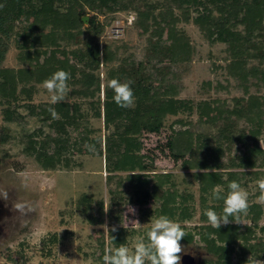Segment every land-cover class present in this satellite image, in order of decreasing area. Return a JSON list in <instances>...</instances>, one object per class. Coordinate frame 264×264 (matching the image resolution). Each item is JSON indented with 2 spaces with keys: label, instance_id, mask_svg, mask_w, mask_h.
Segmentation results:
<instances>
[{
  "label": "trees",
  "instance_id": "trees-1",
  "mask_svg": "<svg viewBox=\"0 0 264 264\" xmlns=\"http://www.w3.org/2000/svg\"><path fill=\"white\" fill-rule=\"evenodd\" d=\"M138 1L141 0H0L2 5L0 35L7 39L13 34V24L17 20H21L23 16L34 19L21 33H17L20 41L18 44L20 54L17 60L27 67L0 69V98L9 104L17 101V94L22 93L27 99L24 107L28 115L48 127V134L41 140L37 139L43 135L41 128L25 137L24 151L34 158L41 170L55 171L60 167L66 169L77 167L80 164L75 162L74 157L89 152L85 145H94L95 152L91 153L104 159L105 171L109 175L107 181L112 180L113 173H129L125 179L130 183L139 208L142 209L150 201H155L159 203V208L156 209L158 217L166 215L172 220L180 221L191 219L188 209L182 206L189 197L179 195L177 189L168 184L171 178L169 174L150 176L145 162L146 156L141 155L143 149L141 137L143 134L159 133L165 119L179 113L195 112L198 116L197 122L200 124L214 123L218 119L225 121V136L221 132L223 135L219 138L225 141L222 139L221 142L216 137L214 142L217 143L214 148L209 146V141L213 138L195 135L185 129L175 132L169 141L171 154L181 161L183 168L198 171L193 176L199 185L200 203L203 207L206 206L209 196L212 202L209 209L217 212V209H222L223 201L214 199L212 190L216 187H224L227 190L228 183L238 181L241 175L229 171L227 178H224L221 170H225L216 155V152L226 150L228 143L231 142L228 132H231L230 129L235 123L231 111H227V115L223 116L221 111L224 105H220L218 101L210 103L202 100L192 104L178 99L176 97L179 90L174 83H166L164 72L159 79L162 85L154 87L147 83L145 76L140 75L143 63L138 62L135 65L126 59L123 65L108 73L107 82L111 79H118L121 82L132 81L134 106L128 108L118 106L113 100L114 92L103 87V102L100 104V100H97L92 109L95 111V118L103 119L104 129L108 133L104 135L103 144L101 138H91L92 130L81 129L87 117L82 111L81 104L72 103L70 100L73 98L87 100L98 96L101 82L95 73L101 64L113 65L116 62V54L107 46L100 51L97 38L102 27L97 24L95 18L89 19L86 29L82 28L81 19L86 9L103 14L106 11L115 13L124 9L126 5L133 6L136 23L140 28L139 35L146 37L148 63L160 72L162 71L160 66L164 62L170 65H183L191 61L193 50L189 40L186 37L177 38L176 35L174 10H181L184 20L191 21L209 43L212 45L221 43L226 46L228 53L226 74L237 82V87L247 96L245 104L233 108L232 111L240 120L256 126L251 137L258 139L260 128L264 124L262 120L264 101L250 94V88L264 86V69H261V64L264 63V0H208V2L163 0L162 4L145 3L143 9L135 8ZM221 2L224 3L225 9L216 18L208 4ZM190 9L194 10V17L189 16ZM47 27H50V31L45 32ZM238 27L242 29L238 30ZM165 29L169 30L166 37ZM82 36L84 39L80 40ZM61 41L71 45L83 43L84 48L78 47L67 51L61 47ZM2 56L3 53L0 52V60ZM250 60H257L260 65H251L248 68ZM124 64H127V67ZM57 70H64L70 74L67 82L70 88L67 99L54 105L50 102L32 104L34 86L42 85V82ZM207 85L210 86V83ZM50 107L57 112V119L52 118L48 111ZM3 119L5 122H19L24 118L6 108L3 110ZM111 127L113 131L109 132ZM238 151L242 154L237 160L231 161L232 166L248 169L249 172L246 174L255 178L264 176V172H251L253 169L264 167V147L255 144L244 146ZM166 185L170 187L165 188ZM252 207V222L256 225L260 217V208L258 205ZM255 209L259 211L256 212ZM98 212L97 216L88 218L93 225L102 223V202L99 203ZM203 220L207 221L206 216H203ZM234 229L235 226L232 224L222 225L219 230L211 226L202 227V241L209 252L218 255L222 260L220 264H231L232 248L228 249L231 243L227 239L235 232ZM261 230H264V227ZM251 235L252 232L248 229L242 238L244 242L242 257L257 250V244L249 243ZM108 239L111 246L119 247L125 244L124 231L118 228L113 232L110 229ZM222 244L228 246L225 248Z\"/></svg>",
  "mask_w": 264,
  "mask_h": 264
},
{
  "label": "rangeland",
  "instance_id": "rangeland-1",
  "mask_svg": "<svg viewBox=\"0 0 264 264\" xmlns=\"http://www.w3.org/2000/svg\"><path fill=\"white\" fill-rule=\"evenodd\" d=\"M201 1L208 2V0ZM145 3L162 4L164 2L163 0H141L136 3L135 8L143 9ZM208 5L216 18L225 9L223 2ZM188 14L190 17L195 16L193 9H190ZM174 16L177 38L186 37L192 47L191 61L183 65H170L164 62L160 66L162 71L157 72L153 69V65L148 63L145 50L146 37L139 35L140 28L136 23L133 6L126 5L124 9L115 13L106 11L103 14L86 9L82 18L86 17L87 21L83 22L81 19L82 28L86 29L89 19L95 18L97 24L102 27L97 38L99 49L102 51V48L107 46L111 52L116 54V62L107 66L101 64L96 71L95 74L101 82V91L98 96L87 100L73 98L70 102L81 104L82 111L87 116L81 129L92 130L91 138H101V144H103L104 135L108 131L104 129L103 119L94 117L95 111L92 106H95L97 100H100V104L103 102L102 86L108 80V73L123 65L124 60L127 59L135 65L138 62L143 63L140 75L145 76L147 83L154 87L162 85L159 79L164 72L166 83H174L179 90L176 97L178 99L192 104H197L202 100L210 103L218 101L220 105L223 104L222 115L226 116L227 111H231V117L235 119V123L230 129L231 132H228L231 138V142L227 145L228 148L223 152H216L225 170L221 172L224 178H227L229 171L241 174L238 182L249 192V209L246 215L241 216L244 224L230 223L235 226V232L227 239L231 243L228 249L232 248L230 262L231 264H247L250 257L264 261V230H261L264 227V204L256 201L259 193L255 184L256 180L264 176L260 175L255 178L246 174L249 172L248 169L231 165V161L237 160L242 154L238 150L243 149L244 146L258 144V147H264V124L260 128L261 133L258 139H253L251 133L256 126L248 124L243 119L240 120L232 111L233 108L245 104L247 96L237 87V82L226 74L228 54L226 46L221 43L213 45L209 43L191 21L184 20L181 10H174ZM32 21H34L33 18L23 16L21 20L13 24L14 31L9 39L0 35V52L3 53L0 69L27 67L17 60L20 54L18 49L20 41L17 33H21ZM241 29L238 27V30ZM47 31H50V27L45 29V32ZM168 34L169 30L165 29L164 37ZM83 39L84 36L80 37V40ZM60 45L67 51L78 47L84 48L83 43L71 45L61 41ZM124 65L127 67V64ZM251 65L260 64L257 60H250L247 67ZM261 69H264V63L261 64ZM251 81L254 82V80ZM208 83L210 86L207 85ZM250 94L264 101V86H252ZM67 97L68 95L65 99ZM17 99L8 104L0 98V193H7L6 201L0 198V264H76V261L78 264H102L101 256L105 247L110 245L108 233L100 227L103 224H107L109 230L113 226L116 229H122L125 235V245L133 247L136 239L143 236L149 227L148 223L151 218L158 217L156 209L159 208V203L150 201L142 209L139 208L134 200L130 183L125 179L129 173H113L112 180L107 181L109 175L105 171L104 159L91 152L74 157L75 162L80 164L77 167L74 166L71 169L60 167L55 171L41 170L34 158L24 151L25 137L41 128L43 135L37 137L41 140L44 135L48 134V127L41 124L35 117L28 115L24 107L27 99L22 93L17 94ZM31 100L34 105L50 102L49 94L42 88V85L34 86ZM133 106L134 104L131 107ZM6 108L24 119L19 122H5L3 110ZM197 119L195 112L168 116L159 133L142 135L141 155L146 156L145 162L150 176L169 174L171 178L168 184L174 186L179 195L189 197L182 206L188 209L191 219L174 220L180 222L186 232V236L180 241L185 250L180 254L181 258L188 254L193 257V264H218V262L220 264L222 260L218 255L208 251L201 237L202 227L210 226L207 221L203 220V211L209 209L212 202L207 196L208 203L203 207L200 203L199 185L193 176L198 171L184 169L181 161L174 158L169 149L170 139L179 130L185 129L195 135L213 138L209 141L211 148H214L217 143L214 142L216 137L219 139L221 135L225 136V121L218 119L214 123L200 124ZM262 120L264 122V115ZM112 131L111 127L109 132ZM2 138L5 140L2 141ZM257 171L264 172V167L251 170V172ZM169 187V185L165 186V188ZM219 188L227 192L224 187ZM17 202H24L32 206L34 210L26 211L25 214L15 212L12 206ZM100 202H104L102 223L93 225L88 218L99 214ZM253 205H258L260 208V217L256 225L252 222ZM104 206L109 207L107 213L104 212ZM126 206L134 208L136 215L127 213L129 224L127 228H124L121 223L127 224L122 216V213L127 212ZM216 211L221 213L222 209ZM133 220H138L143 226H132L131 221ZM248 229L252 232L249 243L257 244V250L255 253L244 254L243 259L241 251L244 242L242 238L247 234ZM188 237L192 239L189 240ZM222 245L225 248L228 246V244Z\"/></svg>",
  "mask_w": 264,
  "mask_h": 264
},
{
  "label": "clouds",
  "instance_id": "clouds-1",
  "mask_svg": "<svg viewBox=\"0 0 264 264\" xmlns=\"http://www.w3.org/2000/svg\"><path fill=\"white\" fill-rule=\"evenodd\" d=\"M2 7V5H0ZM70 74L64 70L55 71L49 78L42 82V88L49 94L51 104H57L65 101L70 89L68 80ZM132 81L121 82L118 79H111L107 82L106 87L114 92V102L122 107L128 108L134 104V93L131 87ZM53 119L58 118V114L54 108H49ZM89 152H95L94 145H85ZM258 195L256 201L264 204V178L255 181ZM212 197L216 200L223 201L221 213H217L212 209H205L203 215L207 218V224L218 229L222 225L230 223L241 224L242 215H246L249 209V192L245 190L238 181H231L227 185L225 193L221 188L216 187L212 190ZM0 198L7 200V193H0ZM104 203V202H103ZM15 212L25 214L26 211H33V207L24 202H17L12 206ZM127 212L122 213L127 224L121 225L124 228L128 227L129 221L127 213L136 215V211L131 206H126ZM109 207L104 206V212L107 213ZM132 226L142 227L138 220L131 221ZM149 227L144 235L138 237L133 245L129 247L121 244L119 247L111 245L106 246L102 256V264H180L181 253L185 250L181 246L180 241L186 236L181 223L170 219L166 215H160L156 218H151ZM244 224V223H243ZM104 232L109 233L107 224L100 225ZM113 226L111 231H116ZM78 264V261H76ZM247 264H264V261L249 258Z\"/></svg>",
  "mask_w": 264,
  "mask_h": 264
},
{
  "label": "water",
  "instance_id": "water-1",
  "mask_svg": "<svg viewBox=\"0 0 264 264\" xmlns=\"http://www.w3.org/2000/svg\"><path fill=\"white\" fill-rule=\"evenodd\" d=\"M82 21L86 22L87 18L86 17L82 18ZM193 262H194L193 257L188 254L183 255L181 258L182 264H193Z\"/></svg>",
  "mask_w": 264,
  "mask_h": 264
}]
</instances>
